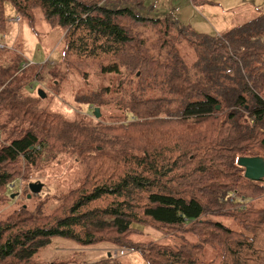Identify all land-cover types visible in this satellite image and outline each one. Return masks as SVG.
<instances>
[{
  "label": "trees",
  "instance_id": "16d2710c",
  "mask_svg": "<svg viewBox=\"0 0 264 264\" xmlns=\"http://www.w3.org/2000/svg\"><path fill=\"white\" fill-rule=\"evenodd\" d=\"M7 5L31 26L40 12L63 29V76L114 82L85 96L90 117L70 121L31 93L39 75L20 50L0 48V264H49L40 252L57 238L132 249L146 264H211L206 246L223 264H264V208L255 205L264 179H246L238 165L264 158V14L210 36L145 16L142 0H0L2 35ZM110 110L119 118L103 119ZM74 170L56 193L35 181ZM33 181L46 196L28 197ZM135 224L164 240L138 242Z\"/></svg>",
  "mask_w": 264,
  "mask_h": 264
},
{
  "label": "rangeland",
  "instance_id": "374dc122",
  "mask_svg": "<svg viewBox=\"0 0 264 264\" xmlns=\"http://www.w3.org/2000/svg\"><path fill=\"white\" fill-rule=\"evenodd\" d=\"M119 1V0H113ZM145 9L144 14L150 18L174 17L182 26L188 27L195 33L206 34L210 36L224 35L231 30L241 28L264 14V0H142ZM196 2V3H195ZM7 17L10 20V29L6 35L0 34V48H18L23 55L27 65H33L34 70L39 75L31 83L30 91L33 95L39 96V91L44 90L47 97L42 99L41 106L49 112L60 114L63 118L74 121L77 120L78 112L88 114L92 107L85 103V96L97 92L103 86L113 84V79L92 77L86 81L80 76L69 75L63 76V38L64 31L62 28L52 27L42 18L40 12L36 13L37 21L34 26L24 20L16 23L18 18L17 12L11 5H7ZM2 46V47H1ZM31 71V70H30ZM55 75L54 73L58 72ZM29 73V72H28ZM60 81L58 88H51ZM264 98V91L261 92ZM102 117V115H101ZM100 117V118H101ZM99 118V119H100ZM110 118L115 120L119 118L114 111L103 113V119ZM6 138L5 132L0 134V147ZM54 168H63L62 165L50 166ZM77 170L72 171L66 177H56L51 182L46 178L36 179L43 181L49 186L52 193L70 185L75 178ZM35 177V176H34ZM33 181V183H35ZM48 188L42 190V195L46 196ZM257 208H264V198L255 202ZM55 206L46 207L52 210ZM212 220L221 223L227 228L244 232L243 227L228 215H215ZM135 228L143 231L144 235L140 236L138 242L146 243L149 241L164 240L160 233L149 227H143L135 224ZM173 244V240L169 241ZM197 243V240H194ZM110 248L113 251L120 249L110 244H102L91 248L77 247L73 242L63 238H57L52 245L45 247L40 252V261L53 263L61 261L65 263L72 261L70 264H96L100 261L109 259V253L100 251ZM113 251H111L113 253ZM112 264H146L143 256L137 252L124 257L114 258ZM203 261L211 264H223L221 253L216 248L206 246L203 254Z\"/></svg>",
  "mask_w": 264,
  "mask_h": 264
},
{
  "label": "water",
  "instance_id": "95a60500",
  "mask_svg": "<svg viewBox=\"0 0 264 264\" xmlns=\"http://www.w3.org/2000/svg\"><path fill=\"white\" fill-rule=\"evenodd\" d=\"M39 96L44 99L47 97V94L44 90L39 91ZM220 110V106L217 107ZM94 115L96 119L101 117L100 109H95ZM238 165L241 168L245 169V178L250 181L259 182L264 179V158L262 157H242L238 161ZM44 185L42 183H31L29 184V189L31 194L28 196L29 198L32 195H38L42 192ZM14 198V196H12ZM110 258V255H109Z\"/></svg>",
  "mask_w": 264,
  "mask_h": 264
},
{
  "label": "built area",
  "instance_id": "2783aa9c",
  "mask_svg": "<svg viewBox=\"0 0 264 264\" xmlns=\"http://www.w3.org/2000/svg\"><path fill=\"white\" fill-rule=\"evenodd\" d=\"M20 21H21V19L19 17L15 20L16 23H19ZM133 253H134V250L127 248V249L114 250L112 255H113L114 258H119V257H124L126 255L133 254Z\"/></svg>",
  "mask_w": 264,
  "mask_h": 264
},
{
  "label": "crops",
  "instance_id": "0c3cea01",
  "mask_svg": "<svg viewBox=\"0 0 264 264\" xmlns=\"http://www.w3.org/2000/svg\"><path fill=\"white\" fill-rule=\"evenodd\" d=\"M100 251H105V252H107V253H112L111 251H113L112 249H110V248H105V249H102V250H100ZM108 254V255H109Z\"/></svg>",
  "mask_w": 264,
  "mask_h": 264
},
{
  "label": "clouds",
  "instance_id": "9594fccd",
  "mask_svg": "<svg viewBox=\"0 0 264 264\" xmlns=\"http://www.w3.org/2000/svg\"><path fill=\"white\" fill-rule=\"evenodd\" d=\"M116 250H117V249H116ZM109 255H110V257H112V256H113V255H112V253H110Z\"/></svg>",
  "mask_w": 264,
  "mask_h": 264
},
{
  "label": "bare ground",
  "instance_id": "6f19581e",
  "mask_svg": "<svg viewBox=\"0 0 264 264\" xmlns=\"http://www.w3.org/2000/svg\"><path fill=\"white\" fill-rule=\"evenodd\" d=\"M152 222V221H151Z\"/></svg>",
  "mask_w": 264,
  "mask_h": 264
}]
</instances>
